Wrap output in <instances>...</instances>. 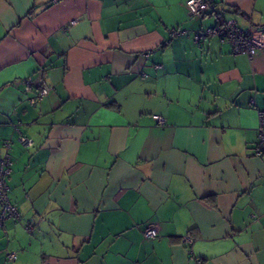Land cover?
I'll use <instances>...</instances> for the list:
<instances>
[{
  "label": "crops",
  "instance_id": "0c3cea01",
  "mask_svg": "<svg viewBox=\"0 0 264 264\" xmlns=\"http://www.w3.org/2000/svg\"><path fill=\"white\" fill-rule=\"evenodd\" d=\"M185 1L0 0V264H264V50L194 38L264 0Z\"/></svg>",
  "mask_w": 264,
  "mask_h": 264
},
{
  "label": "built area",
  "instance_id": "2783aa9c",
  "mask_svg": "<svg viewBox=\"0 0 264 264\" xmlns=\"http://www.w3.org/2000/svg\"><path fill=\"white\" fill-rule=\"evenodd\" d=\"M185 6L187 10L195 16H201L213 11V0H186ZM178 30H173L172 35L178 34ZM195 40L198 41L202 38L210 36H217L222 41L228 42L232 46L234 53L247 54L250 58L253 57L258 51L264 50V31L261 28L243 29L240 28L236 21L232 18H224L218 24L212 27H207L204 30L198 31L195 35ZM23 83L30 87L32 81L24 79ZM48 92V86L43 84L38 89L34 97L29 98V102L34 104L38 99L42 98ZM258 139L254 148L256 154H264V109L258 111ZM156 123L160 126L165 124V119L162 116H155ZM17 140L23 145L31 146L33 140L25 135L19 134ZM10 141L5 142V146L9 147ZM11 172V159L9 154H6L0 161V224L7 218L15 220L20 219L18 208L10 201L9 190L10 187L7 183V178ZM144 237L155 238L158 235L157 228L154 225H149L144 229ZM184 243H191L193 238L185 235L181 238ZM8 257L14 259L15 253H9Z\"/></svg>",
  "mask_w": 264,
  "mask_h": 264
}]
</instances>
